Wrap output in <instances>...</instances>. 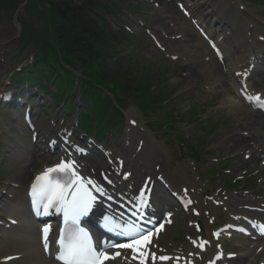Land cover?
<instances>
[{
  "label": "rangeland",
  "instance_id": "rangeland-1",
  "mask_svg": "<svg viewBox=\"0 0 264 264\" xmlns=\"http://www.w3.org/2000/svg\"><path fill=\"white\" fill-rule=\"evenodd\" d=\"M21 1L22 0H18L17 4L19 5ZM59 1L62 0H55V2ZM69 1L78 5H82L85 2L84 0ZM119 1L122 5L131 7L132 10L129 11L121 9L122 16L118 13H112L110 19L114 21V26L119 28L117 21L120 20V24L123 29L126 25H128L132 27L131 30L134 33L133 29L137 26L135 24L132 25L131 23L137 19L135 15L144 16L147 23L153 26L152 31L155 32L157 39H159V41L166 47L167 54L165 52L158 51L147 37H141V35L134 33L140 39L137 41L133 38L135 40L133 41L131 40L132 37L130 35L124 33L123 31V34L118 33L117 29L112 25L100 20V25L104 33L110 36L118 35L121 38L120 45L113 49L111 52L113 54L110 55L116 58L118 68L112 67L115 63H112L111 60L107 62V68L113 71L114 74H112L110 79L101 83L97 81L94 73L95 71H93L91 66L89 67L92 70L83 67H79V69H77V74L82 76L83 82L86 86V91L89 92L87 95L91 97V94H96L101 101L106 100L105 102L102 101L103 104L101 105H106L104 109L107 110V115L104 116L102 110L98 109L95 105L93 108L89 106L86 110L90 113L92 110L97 112L98 117L101 116L103 118V124L107 127L113 128L114 131L117 132V134L115 133L116 140L123 133H126L127 128L125 126H121L120 123L111 121L109 119L110 115H116L119 122L129 115H134L136 119L139 120L138 122L140 125H142L146 130L147 126L162 129L161 133L153 135L152 137L166 149L171 157V169L176 171L180 170L183 175V181L195 189H199L201 192V198H203V196L216 197L218 200L225 202L224 204L228 207H232L237 200H247L245 197L255 198V194H259L260 197L257 198H262L264 201V171H261L260 167H258L261 159H258L257 164L247 165V167L237 171L236 165L240 162V160L244 159L243 152L238 154L234 148H230L231 140L236 137L237 126L239 124L246 123V128H253L256 125L254 123L255 121L252 122L253 120L251 119V116L248 115L246 110L237 109L236 113H231L230 110L222 104L227 96L230 94L233 95V90L229 84L228 78H224V80L219 82V84L217 83V88L212 89L208 88L206 80L207 75L202 72L204 71L203 69L207 70V66H205V68L197 67L195 69L189 66L186 68L183 67L185 65L184 60L189 62L192 59V54L187 46V43L176 40L178 34L176 25L177 20L181 17V14L177 10L175 4L173 2L169 3V7L166 8L164 12H158L152 6L153 4L149 2L152 1L155 3V0ZM246 1L251 3L247 4L243 2L244 5L249 8L248 11L245 10L246 13L250 15L252 9H254L252 4L257 5V0ZM259 1L261 2L260 5L262 7L264 5V0ZM6 2L12 7L15 6V9L10 10L12 7H9V11H7L3 5H6ZM14 4L13 0H3V2H0V54H3V56H0V95L5 88H7L4 84L5 80L12 75L15 67H21L25 64V62L28 63V60L32 58L31 56H26L27 54H17V37L18 34L22 35L23 32H21L20 25L18 28L14 25V17L15 14L18 13L17 7ZM257 7L258 5L256 8ZM108 8L110 9V7ZM262 11H264V8H262ZM135 12L138 14H135ZM164 14H166V19L163 17ZM30 16L44 19V21H40L39 24L37 23V19L34 20V18H31V20L21 19L30 26L32 33L38 40H44L43 37H45V35L43 34L47 33L45 29L42 33L40 28H44L45 16L37 11V9L34 12H31ZM21 17H26V15L23 13L21 14ZM46 18V21L49 24L52 19L54 21V14L52 13L51 15H48ZM259 19L261 20V18ZM249 22L250 26L254 28L256 34L261 33L256 29V27H253L251 23L252 21ZM183 28V31L186 34H191L187 27ZM47 37L50 40V37ZM192 37V43L194 45H198L197 38L194 36ZM45 41H47V39ZM28 53H30V51H28ZM169 55H177L180 56L181 59L175 63L173 62L172 64ZM179 65L181 66L180 69ZM123 68L132 69L128 75L135 74V84L130 81L131 79L123 81L121 78L116 77L117 73H119L121 77L127 76V74L122 70ZM218 69L222 71L224 68L221 69L218 67ZM143 72L144 76L140 75ZM185 74H188L186 78H184ZM129 81L130 83H128ZM112 84H120L121 90L119 92L122 94H117L118 91L112 89ZM225 86L228 87L226 88ZM123 87H125V89ZM134 88L140 91H147L149 94V101L151 102L152 100H157L160 106L156 107V104H154V107L152 108L150 103H146L142 105L143 107L147 105L144 107L146 109L141 108V110L145 111V114H143V111H140L139 108L135 106L136 104H134L133 95L136 93L135 91L130 92V89L133 90ZM222 88H225L226 90L223 94L220 93ZM114 92L117 94V101L122 103V106L123 104L125 105V107H122V111L115 109L114 100L111 97V93ZM139 98L141 101H144V97L142 95H140ZM137 103H139V106L141 105V102ZM148 109L150 113L148 112ZM51 113L55 114V110L53 112L49 110L46 115H43L42 117L49 120L51 118ZM4 114L7 118L5 119V122L8 121L10 116L14 115L13 112L11 113L12 115L8 113ZM105 118L106 121L104 120ZM200 137H203L205 140L203 145L200 146L204 149H200V151L203 153H210L206 154L205 157L207 162L206 166L201 165L203 160L202 162L196 160L198 166H194L188 157L185 158L189 146H193V143L199 146L200 141L202 142ZM4 138L5 137L0 139L1 159H5L9 155L7 154L9 142ZM182 139H184V141L187 139V141L182 143L180 142ZM174 140H176L177 145ZM21 141L25 152L28 156H32L33 146L30 143L29 138ZM166 142L168 143L169 148H167ZM11 157H13V155H11ZM39 158L40 156L36 153V159ZM217 159L221 162H218ZM209 160H213L214 162L210 163ZM37 164L39 165L38 162ZM23 166L24 165L16 164L13 161L8 162V164L4 167L0 166V170L3 169L2 172L0 171V183L17 181L20 173L23 172ZM34 166L35 164H32V166L28 168H33ZM222 166H224V169H222ZM17 167L19 168V171H17ZM209 168L210 170H216L212 175L215 180L212 182L214 184L213 188L207 183V179L212 177L211 173L208 171ZM244 173L251 175L254 182L253 184L251 183L252 185L247 184L246 188L243 186L245 181L243 179L245 177L242 174ZM221 177H225L227 182L230 183L233 180H238V185L240 187L229 188L226 184L225 189L228 191L227 194H223L222 192L221 194H218V191L221 190L219 188L223 185V182H220ZM249 185L251 186L249 187ZM210 203V201H207V206L199 205L201 213H204L203 211L205 209L208 216L213 218L216 217L219 220L218 224L231 219L230 214L229 212L227 213L224 205L211 207ZM208 216L203 218L202 221L205 226H209ZM192 220L193 218H189L187 216L184 217V220H181L180 217L175 219V229L178 232L176 241L178 244H181V246L185 245V237L188 234L193 235V230L187 229ZM250 250L251 249L249 248H243L241 250L242 252L238 258V260L240 259L242 261L241 264H255V262L261 259L254 257L253 251ZM239 251L240 250L237 251L238 254ZM263 256L264 254L260 257ZM233 264L238 263H235L234 261Z\"/></svg>",
  "mask_w": 264,
  "mask_h": 264
},
{
  "label": "bare ground",
  "instance_id": "bare-ground-1",
  "mask_svg": "<svg viewBox=\"0 0 264 264\" xmlns=\"http://www.w3.org/2000/svg\"><path fill=\"white\" fill-rule=\"evenodd\" d=\"M224 2L225 5H229L228 0ZM231 5L234 4L232 3ZM190 9L191 12L195 14V11L191 8V6ZM200 45L202 50L203 47L206 46L203 42H201ZM242 45L243 44H238V47H241ZM244 49L245 47L243 46L241 50L243 51ZM247 53L250 54V57L253 55V52L251 50H247ZM242 64H244V62L242 63L240 61H237L233 64L226 65L227 71H225V74H227V76H229L230 74L232 75H230V83L234 86L236 85V79L233 78L234 74L240 71V67L242 66ZM206 80L207 82H209L207 83L208 88L212 89L217 88V83L219 84V82L221 81L220 77L215 73H209ZM222 104L228 110H230L231 113H236L237 109L244 110L242 105L238 103L237 100L231 95L227 96ZM258 119L264 123L263 117H258ZM245 124L243 123L237 129L239 135H237L235 139L231 140V144L239 151L248 150L251 157L248 162L240 160V162L236 165L237 169H242L248 164L255 165L257 164L259 157H264V128L254 126V128L248 129L246 128ZM38 126H40V124ZM40 127L44 130V132L46 130V132L42 134V138H39L42 143L43 140L48 138L50 130L46 126V124ZM138 130L140 133V141H143L144 143L143 151H145V153L142 154L148 155L154 162V170L164 173L167 176V180L171 185V188L174 191H179L181 189L180 186L182 184V180L177 173H172L167 170L169 158L166 151L158 142L155 141V139H153L149 135V133H147L145 130L141 132L139 127ZM247 131H253L254 135H252V133H249L248 136H244V133ZM135 132V130H131L128 133V141L133 138ZM249 136L252 137L249 138ZM255 136H257V140L253 139ZM254 140L255 142L254 144H252V147H249V144H251L250 142ZM149 152L151 153L150 155ZM100 161L102 160L98 159L94 163H90L89 166H87L88 170L95 171L96 169H99ZM145 162L146 160L143 158L141 163ZM43 164L44 163H41L40 167L37 168V170H39L38 173L42 172ZM127 165L130 168H133L129 163ZM25 178L26 176L23 177V179L20 178L18 182H23ZM254 197L255 198L245 197V199H247L245 201L237 200V202L235 201L232 207H229V212L232 215L233 220H240V216L246 215L244 207L254 206L260 208V206L264 204L262 198H257L260 197L259 194H255ZM197 201V203H200V205H205V203L201 199H197ZM248 212L253 217H262V214H259L257 212ZM8 219L17 220L19 222L18 227H10L9 230H6V226L9 225ZM0 220L5 225L4 228H0V264H2V260L4 258L11 256H21V258L9 264H50L49 261L45 259V257H43L41 251L38 248L37 238H34V235L31 232L30 225L28 223V214L24 209L23 199L14 190H10L9 192H7V195H2V192H0ZM212 229V226L208 227L203 237L210 238V232L212 231ZM190 249L191 248L188 245H177V243L174 242V233L167 227L163 232H161L159 236L156 237L155 241L153 242L152 250L157 252L159 255L169 257V259L165 263L159 262L157 260L155 262L149 260L147 262H143V264H170L171 256L173 257L174 255L179 254L188 255L191 252ZM132 262H134L133 264H139L137 260Z\"/></svg>",
  "mask_w": 264,
  "mask_h": 264
},
{
  "label": "snow or ice",
  "instance_id": "snow-or-ice-1",
  "mask_svg": "<svg viewBox=\"0 0 264 264\" xmlns=\"http://www.w3.org/2000/svg\"><path fill=\"white\" fill-rule=\"evenodd\" d=\"M247 73H245L246 75ZM135 123V121H131ZM83 151L82 149H78ZM63 173V176H59ZM50 174H57L50 176ZM66 177V179H65ZM61 180L63 182L61 183ZM91 184L97 191L103 193V190L91 180L86 181ZM85 182L73 170L71 162H61L52 168L46 169L41 175L36 177V181L32 184L31 194L33 196V207L38 215H47L50 208H55L56 211H63L65 221H70L68 231H61L59 239V250L56 254V260L61 264H104L105 260L114 259L120 253L109 254L105 251L107 247L133 248L137 250V245H144L150 242L148 239L151 236V231H129L127 236L128 243L123 244H105L101 249H97L92 244V239L88 233L78 226L81 216L88 214L92 201L96 198L91 192L84 187ZM75 185V187H73ZM143 196L144 193H141ZM170 222V221H169ZM160 227H163L161 224ZM158 231V229H157ZM44 233V248L48 249V233L49 228L46 226L43 229ZM195 243V242H193ZM202 247V245H201ZM140 255H145L143 251ZM155 259V253L152 254ZM6 259H14L7 257ZM160 260H168L167 256H160Z\"/></svg>",
  "mask_w": 264,
  "mask_h": 264
},
{
  "label": "trees",
  "instance_id": "trees-1",
  "mask_svg": "<svg viewBox=\"0 0 264 264\" xmlns=\"http://www.w3.org/2000/svg\"><path fill=\"white\" fill-rule=\"evenodd\" d=\"M57 17L59 24L54 29L56 43L67 59L75 58L83 68H92L98 82L110 79L114 73L107 68V53L102 50L106 47L104 36L88 9L66 2L57 6ZM124 73L127 76L121 77L117 73L116 77L123 81L131 79L132 74Z\"/></svg>",
  "mask_w": 264,
  "mask_h": 264
}]
</instances>
